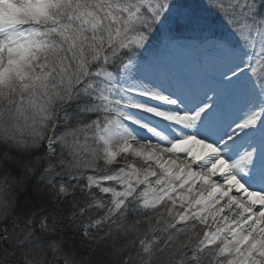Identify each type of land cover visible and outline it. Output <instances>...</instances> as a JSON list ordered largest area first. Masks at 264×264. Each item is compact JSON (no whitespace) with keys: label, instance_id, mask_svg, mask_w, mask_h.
<instances>
[{"label":"snow or ice","instance_id":"obj_1","mask_svg":"<svg viewBox=\"0 0 264 264\" xmlns=\"http://www.w3.org/2000/svg\"><path fill=\"white\" fill-rule=\"evenodd\" d=\"M0 264H264V0H0Z\"/></svg>","mask_w":264,"mask_h":264}]
</instances>
